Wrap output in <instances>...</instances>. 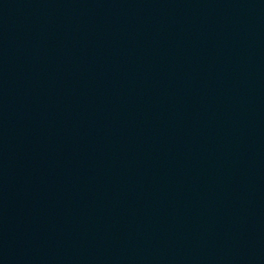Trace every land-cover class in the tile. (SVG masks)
Segmentation results:
<instances>
[{
	"label": "water",
	"instance_id": "1",
	"mask_svg": "<svg viewBox=\"0 0 264 264\" xmlns=\"http://www.w3.org/2000/svg\"><path fill=\"white\" fill-rule=\"evenodd\" d=\"M0 264H264V0H0Z\"/></svg>",
	"mask_w": 264,
	"mask_h": 264
}]
</instances>
